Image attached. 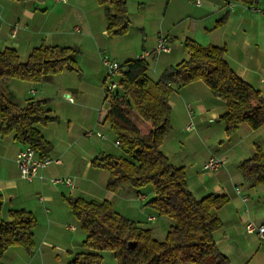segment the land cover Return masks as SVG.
<instances>
[{
	"label": "crops",
	"instance_id": "1",
	"mask_svg": "<svg viewBox=\"0 0 264 264\" xmlns=\"http://www.w3.org/2000/svg\"><path fill=\"white\" fill-rule=\"evenodd\" d=\"M126 4L129 28L124 35L112 36L106 30L105 5L98 0H0V50L12 47L25 61L39 45L71 46L79 68L64 69L39 83L2 82L21 106L48 99L42 108L57 117L36 126L52 146L47 154L52 162L42 169V178L33 181L22 178L15 162L16 153L26 145L13 132L0 134V219L23 208L37 221L33 249L11 246L3 264H68L73 254L88 250L82 245L86 233L66 197L108 200L117 212L150 228L159 240L172 224L146 204L154 196L153 188L109 191V172L91 165L94 157L114 154L113 148L119 146L104 120L108 78L101 56L123 64L152 50L164 35L170 50L153 56L147 69L148 76L157 80L165 69L188 57L184 41L191 38L205 46H224L229 67L264 95V0L254 6L233 0H201L199 5L193 0H126ZM170 86L171 131L161 150L173 166L184 168L196 197L217 193L229 198L215 210L222 222L214 232L219 249L233 264H264V242L245 230L247 221L264 224V183L243 180L239 168V162L257 147L264 151V125L253 129L242 122L227 134L221 119L226 103L204 81ZM211 155L223 163L204 170ZM62 177L74 185L51 181ZM150 214L162 222L148 221ZM100 254L101 264H117L111 251Z\"/></svg>",
	"mask_w": 264,
	"mask_h": 264
},
{
	"label": "trees",
	"instance_id": "2",
	"mask_svg": "<svg viewBox=\"0 0 264 264\" xmlns=\"http://www.w3.org/2000/svg\"><path fill=\"white\" fill-rule=\"evenodd\" d=\"M233 1L247 6L259 2ZM98 2L105 5L107 33L124 35L129 28L126 0ZM184 45L188 57L165 69L157 80L148 76V62L141 58L120 64L116 87L105 92L108 107L104 120L124 154L102 153L91 161L92 166L109 172V191L152 185L154 196L146 204L159 216L171 219V226L159 240L150 228L117 212L108 200L66 197L86 233L82 245L88 249L73 254L68 264H101L103 250L111 251L117 264H233L214 238L222 225L215 210L229 198L217 193L196 197L187 185L184 168L173 166L161 150L171 131L170 85L204 81L213 95L226 103L221 119L227 134L242 122L253 129L264 125V95L229 67L224 46H205L191 38ZM64 69L79 70L71 46L39 45L25 61L12 47L0 50L1 135L13 132L17 141L33 147L41 157L50 152V142L36 127L57 118L42 108L48 99L30 100L21 106L2 82L19 79L39 83ZM239 168L243 180L264 183V151L257 147L252 156L239 162ZM36 223L33 213L23 208L12 209L7 219H0V264L11 246H22L29 252L33 249Z\"/></svg>",
	"mask_w": 264,
	"mask_h": 264
},
{
	"label": "built area",
	"instance_id": "3",
	"mask_svg": "<svg viewBox=\"0 0 264 264\" xmlns=\"http://www.w3.org/2000/svg\"><path fill=\"white\" fill-rule=\"evenodd\" d=\"M65 1V0H59ZM193 2L197 5L201 3V0H193ZM170 50L169 44L167 42V38L164 35H160L157 39V42L154 48L150 51H143L138 58H141L149 63L150 59L162 52H167ZM101 63L107 70V78L111 79L110 82L108 81L105 86L106 89L112 90L116 87L117 83L115 80H112L114 75H116L120 69V64L111 60L108 56L104 55L101 56ZM69 100H72L71 97H68ZM93 131L90 130L87 133L91 134ZM98 135L105 137L104 134L97 132ZM115 144L119 145V141L115 139ZM16 165L20 171V174L23 179L27 181H33L35 178H42L41 171L45 168L48 164L52 162V158L48 155L41 157L39 156L38 152L31 146L26 145L25 147L21 148L15 156ZM223 160L215 155L209 156L203 163L204 170H215L221 164ZM53 182H59L66 184L68 186H73L74 182L68 177L62 178H53L51 179ZM245 201V197L243 198ZM156 216L150 214L147 216L148 221L155 220ZM72 228V226H71ZM245 230L248 233H254L261 242H264V224H257L253 221H247L245 224Z\"/></svg>",
	"mask_w": 264,
	"mask_h": 264
},
{
	"label": "rangeland",
	"instance_id": "4",
	"mask_svg": "<svg viewBox=\"0 0 264 264\" xmlns=\"http://www.w3.org/2000/svg\"><path fill=\"white\" fill-rule=\"evenodd\" d=\"M116 79H117V77H116V78H114V77L112 78V80H115V81H116ZM110 80H111V79L109 78L108 81L110 82ZM107 104H108V101L105 102V105H107ZM108 136H109V135H108ZM112 151H113L114 154H117V155L124 154L123 149H122L120 146L113 148ZM148 188H152V185H146V186H144V187H143V191H144V192H147ZM166 218H167V217H166ZM161 220H162L161 218H158V217H157L156 220H155L154 222L160 223V222H162ZM168 220H170V221L172 222L171 219L168 218ZM115 260H116V259H115ZM104 264H106V263H104Z\"/></svg>",
	"mask_w": 264,
	"mask_h": 264
}]
</instances>
